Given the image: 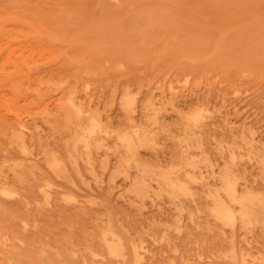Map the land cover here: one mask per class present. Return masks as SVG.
<instances>
[{
	"label": "rangeland",
	"instance_id": "374dc122",
	"mask_svg": "<svg viewBox=\"0 0 264 264\" xmlns=\"http://www.w3.org/2000/svg\"><path fill=\"white\" fill-rule=\"evenodd\" d=\"M153 1L0 0V264H264V0Z\"/></svg>",
	"mask_w": 264,
	"mask_h": 264
},
{
	"label": "bare ground",
	"instance_id": "6f19581e",
	"mask_svg": "<svg viewBox=\"0 0 264 264\" xmlns=\"http://www.w3.org/2000/svg\"><path fill=\"white\" fill-rule=\"evenodd\" d=\"M14 1H15V0H14ZM127 1H128V0H127ZM151 1H153V0H150V2H151ZM19 2H20V1H19ZM130 2H131V1H130ZM130 2H129V3H130ZM139 2H140V0H139ZM139 2H138V3H139ZM150 2H149V3H150ZM154 2H155V1H153L152 4H154ZM12 3H13V2H12ZM12 3H11V4H12ZM14 3H15V2H14ZM131 3H132V2H131ZM136 3H137V1H136ZM149 3H148V4H149ZM22 4H23V3H22ZM156 4H157V2H156ZM158 4H160V3H158ZM16 5H17V4H16ZM129 5H130V7L132 6V4H129ZM129 5H127L126 7H128ZM14 6H15V5H14ZM97 6H98V5H97ZM135 6H137V8H138V5H137V4H136ZM139 7H140V5H139ZM146 7H147V6H146ZM19 8H20V7H19ZM135 8H136V7H135ZM15 9H16V8H15ZM25 9H26V7H25ZM145 9H146V8H145ZM150 9H151V8H150ZM152 9H153V8H152ZM10 10H13V7H12V9L10 8L9 11H10ZM20 10H21V9H20ZM20 10H17V12L20 11ZM14 12H15V11H14ZM20 13H21V12H20ZM14 15H15V14H14ZM22 15H23V14H22ZM24 16H25V14H24ZM68 16H69V14H68ZM14 17H15V16H14ZM14 17H12V20H13ZM17 17H18L19 19H21L19 16H17ZM21 17H22V16H21ZM16 19H17V18H16ZM23 19L26 20V18H24V17H23ZM24 20H23L22 23L25 22ZM15 21H17V20H15ZM15 21H14V22H15ZM65 21H66V20H65ZM18 23H21V22L19 21ZM16 24H17V22H16ZM86 24H87V23H86ZM23 25H24V24H23ZM16 26H17V25H16ZM18 26H19V25H18ZM18 26H17V27H18ZM88 26H89V25H88ZM27 27H28V26H27ZM23 29H24V28H22L21 30H23ZM18 30H19V29H18ZM18 30H17V29H16V30L13 29V31H15V32L18 31ZM15 32H14V33H15ZM16 34H17V33H16ZM18 35H19V34H18ZM15 36L17 37V35H15ZM21 37H22V36H21ZM49 38H50V37H49ZM53 40H54V39H53ZM62 40H63V39H62ZM12 41H14V40H12ZM64 41H65V39H64ZM51 42H52V41H51ZM74 42H75V41H74ZM89 44H90V43H89ZM98 46H99V45H98ZM11 51H12V52H15V51H13V50H11ZM9 52H10V51H9ZM15 54H16V53H15ZM190 54H193V53H191V51H190L189 56H190ZM10 55H12V54H10ZM80 55H81V54H80ZM82 55H84V52H83ZM12 56H14V55H12ZM76 56H78V55H76ZM71 57H72V56H71ZM71 57H70V58H71ZM74 57H75V56H74ZM191 57H192V56H191ZM75 58H77V57H75ZM85 58H87V57H85ZM189 58H190V57H189ZM192 58H193V57H192ZM8 59H9V58H8ZM68 59H69V58H68ZM80 59H81V58H80ZM80 59L77 58V62H78V60H80ZM87 59H88V58H87ZM190 59H191V58H190ZM196 59H199V58H196ZM72 60H73V59H72ZM74 60H75V63H76V59H74ZM194 60H195V59H194ZM80 61H81V60H80ZM191 61H193V59H192ZM82 62H85V61H82ZM82 62H81V63H82ZM104 62H105V61H104ZM67 63H71V62H67ZM85 64H86V63H85ZM85 64H83V66H86ZM88 64H89V63H88ZM14 65H15V64H14ZM16 65H18V64L16 63ZM77 65L79 66V63H78ZM77 65H76V69L78 68ZM73 66H74V65H73ZM31 67H32V66H31ZM81 68H82V66H81ZM84 68H85V67H84ZM119 68H120V67H119ZM74 69H75V68H74ZM15 70H16V69H15ZM81 70H84V69L82 68ZM85 70H86V69H85ZM85 70H84V71H85ZM75 71H76V70H75ZM92 74H93V73H92ZM94 75H95V74H94ZM74 76H75V75H74ZM76 77H77V76H76ZM76 77H75V79H76ZM69 79H70V78H69ZM61 81H62V80H61ZM76 81H77V80H75V82H76ZM65 82H66V81H65ZM68 82H69V81H68ZM40 83H41V82H40ZM61 83H62V82H61ZM37 84L40 85L39 83H37ZM37 84H36V85H37ZM58 84L60 85V83H58ZM41 85H42V84H41ZM63 85H64V84H63ZM85 85H86V84H85ZM53 86H54V85H53ZM38 87H39V86H38ZM68 87H69V86H68ZM73 87H75V86L73 85ZM70 88H71V86H70ZM40 89H41V88H40ZM46 89H47V88H46ZM71 89H72V88H71ZM86 89H88V86H87V88H85V90H86ZM44 90H45V89H44ZM44 90H43L42 92H41V90H39V91H40L41 93H44ZM73 91H75L74 88H73ZM40 92H39V93H40ZM46 92H47V91H46ZM69 92H70V91H69ZM69 92H68V93H69ZM125 92H126V91H125ZM37 93H38V91H37ZM39 93H38V94H39ZM72 93H73V92H72ZM75 94H76V93H75ZM42 95H43V94H42ZM67 95H69V94H67ZM126 95H127V94H126ZM72 96H73V95H72ZM127 96H128V95H127ZM70 97H71V96H70ZM123 97H125V95H124ZM62 98L64 99L63 96H62ZM75 98H77V97H75ZM130 98H131V97H130ZM130 98H129V99H130ZM69 99H71V98H69ZM69 99H68V100H69ZM89 99H90V98H89ZM125 99H127V98L125 97ZM61 100H62V99H61ZM66 100H67V99H66ZM66 100L64 101V103L66 102ZM70 101H71V100H70ZM122 101H123V100H122ZM122 101H120V103H121ZM128 101H131V100H128ZM128 101L126 100V102H128ZM126 102L124 101L123 103H126ZM67 103H68V101H67ZM77 103H78V102H77ZM79 103H80V102H79ZM150 103H151V102H150ZM68 104H69V103H68ZM128 104H131V103L129 102ZM128 104H125L124 106H126V105L128 106ZM148 104H149V103H148ZM57 105H58V104H57ZM61 105H62V104H61ZM121 105H122V104H121ZM142 106H143V105H142ZM148 106H149V105H148ZM148 106H147V107H148ZM152 107H153V106H152ZM60 108H61V106H60ZM60 108H59V110H60ZM70 108L72 109V110H71V113L74 115V118L79 117V115H80V113H81L82 111H81L80 109H77V108L74 106V104H72V102H71V104L68 105V107H67L66 109L68 110V109H70ZM129 108H130V107H129ZM129 108H128V109L126 108L127 111L130 110ZM149 108H150V107H149ZM17 109H19V108H17ZM20 109H21V108H20ZM126 109H125V112H126ZM144 109H146V107H145ZM155 109H156V108H155ZM155 109H154V107H153L152 112L155 113V111H153V110H155ZM157 109H158V108H157ZM46 110H47V109H46ZM59 110H58V111H59ZM122 110H123V109H122ZM141 110H143V109H141ZM150 110H151V109H150ZM150 110H148V112H149ZM56 111H57V110H56ZM65 111H66V110H65ZM80 111H81V112H80ZM143 111H144V110H143ZM144 112H145V111H144ZM178 112H179V111H178ZM126 113H127V112H126ZM154 113H153V115H154ZM58 114H59V113L54 114L55 117L59 116ZM66 114H67V113H66ZM150 114H151V113H150ZM157 114H158V113L156 112L155 115H157ZM67 115H70V111H69V113H68ZM67 115H66V117H67ZM141 115H142V113H141ZM148 115H149V114H148ZM151 115H152V114H151ZM151 115H149V116H151ZM155 115H154V116H151L152 118L154 117L153 119H150L149 117H147V118H149V119H147V120H148V121H151V120L156 121L155 123L158 125L157 120H155V119H156V118H155V117H156ZM18 116H19V115H18ZM89 116H90V115H89ZM59 117H61V115H60ZM158 117H159V116H157V118H158ZM18 118H19V117H18ZM67 118H68V117H67ZM67 118H66V119H67ZM72 118H73V117H72ZM72 118H71V119H72ZM91 118H92V117H91ZM56 119H57V118H56ZM61 119H62V118H61ZM63 119H65V118L63 117ZM67 120H68V119H67ZM69 120H70V119H69ZM130 120H131V119H130ZM130 120H129V121H130ZM184 120H186V119H184ZM189 120H190V119H189ZM193 120H194V119H193ZM193 120H191V121H193ZM55 121H56V120H55ZM57 121H58V120H57ZM61 121H62V120H61ZM88 121H89V117H88V119H87V122H88ZM127 121H128V120H127ZM129 121H128V122H129ZM148 121H147V122H148ZM58 122H59V121H58ZM66 122H67V121L65 120V124H66ZM131 122H133V121H131ZM189 122H190V121H189ZM194 122H195V121H194ZM60 123H61V122H60ZM153 123H154V122H153ZM187 123H188V122H187ZM69 124H70V123H69ZM75 124H76V123H75ZM75 124H74V125H75ZM176 124H177V122H176ZM182 124H183V123H182ZM150 125H151V123H150ZM152 125H155V124H152ZM184 125L186 126L187 124L185 123ZM184 125H183V127H184ZM191 125H193V124H191ZM198 125H199V123H198ZM19 126H20V125H19ZM19 126H18V127H19ZM50 126H51V125H50ZM63 126H64V128H66L65 125H63ZM63 126H62V127H63ZM76 126L78 127V124H77ZM135 126H136V125H135ZM135 126H134V127H135ZM148 126H149V125H148ZM173 126H174V125H173ZM52 127H53V126H52ZM52 127H51V128H52ZM68 127H69V126H68ZM144 127L147 128L146 124H145ZM149 127H150V126H149ZM186 127L188 128V126H186ZM186 127H185V128H186ZM129 128H130V127H129ZM131 128L133 129L132 132H131V136L126 135V134H125L126 136H125V135H124V136H120V135H118V136H119V142L121 141L122 145H123L124 148H125V151H126L127 154H128V157H127L126 161H128V159H130V160H133V161H135V162L137 163V160H138V159H136V150H137V148H139V147L141 148V147H143V146H147V145H151V144H153L154 142H153V137H152V136H153V133L156 132V131L154 130V132H151L152 130L149 131V130H147V129H146V130H144V129H143V130H141V129H140V130H138V129L136 130L135 128H133V126H131ZM139 128H140V127H139ZM185 128L183 129L184 132H186L185 130L187 129V128H186V129H185ZM55 129L57 130V128H55ZM98 129H100L99 122H98L97 120H95L94 118L90 119V130L88 131V135H86V137H85L84 135H82V136H84V137H82V140L80 141V142L83 143V147H87L88 145H90V140H88L87 137L90 135V133H92V132H94L95 130H98ZM106 129H107V128H105L104 130H106ZM110 129H111V128H110ZM110 129H109V130H110ZM127 129H128V128H127ZM72 130H73V129H72ZM84 130H85V129H84ZM125 130H126V129H125ZM166 130H167V129H166ZM189 130H190V129H189ZM7 131H8V130H7ZM10 131H11V130H10ZM58 131H59V130H58ZM75 131H76V130H75ZM75 131H74V133H75ZM117 131H118V130H117ZM2 132H3V131H2ZM68 132H69V131H68ZM82 132H83V131H82ZM182 132H183V131H182ZM7 133H8V132H7ZM101 133H102V132H101ZM110 133H111V132H110ZM123 133H124V132H123ZM126 133H127V132H126ZM129 133H130V132H129ZM129 133H127V134H129ZM62 134H63V133H62ZM67 134H68V133H67ZM80 134H81V133H80ZM84 134H85V133H84ZM115 134H116V133H115ZM121 134H122V133H121ZM187 134H188V132H187ZM192 134H193V133H192ZM106 135H107V134H106ZM109 135H110V134H109ZM185 135H186V133H185ZM196 135H197V133H196ZM63 136H64V135H63ZM76 136H77V139L79 140L78 135H75V136H73V137H76ZM118 136H117V137H118ZM155 136H156V134H155ZM187 136H188V135H187ZM193 136H195V135H193ZM193 136L191 135V137H193ZM251 136H252V135H251ZM156 137H157V136H156ZM156 137H155V138H156ZM69 138H71V135H70ZM63 139H64V138H63ZM66 139H67V137H66ZM183 139L186 140L187 137L185 136V138H183ZM196 139H197V138H196ZM64 140H65V139H64ZM117 140H118V139H117ZM188 140H189V139H188ZM198 140H199V139H198ZM76 141H77L76 138H74L73 142L75 143ZM155 141H156V140H155ZM191 141H192V140H191ZM195 141H196V140L194 139V142H195ZM252 141H253V140H252ZM80 142H79V143H80ZM98 142H99V141H98ZM152 142H153V143H152ZM183 142H184V141L180 142L179 144H181V143H183ZM196 142H197V141H196ZM199 142H200V141H199ZM82 143H81V144H82ZM155 143H157V142H155ZM184 143H185V142H184ZM66 144H67V143H66ZM197 144H198V143H197ZM181 145H182V144H181ZM190 145H191V144H190ZM64 146H65V145H64ZM187 146H188V145L186 144V147H187ZM195 146H197V145H195ZM83 147H82V148H83ZM150 147L152 148V146H150ZM154 147H156V144H155ZM197 147H198V146H197ZM199 147H200V144H199ZM173 148H174V147H173ZM180 148H181V147H180ZM143 150H144V149H143ZM152 150H154V149L152 148ZM21 151H22V149H21ZM23 151H25V150L23 149ZM73 151H74V150H73ZM182 151H183V150H182ZM92 152H93V151H92ZM139 153H140V152H139ZM182 153H183V152H182ZM182 153H181V154H182ZM186 153H187V152H186ZM186 153H185V154H186ZM23 154H25V153H23ZM49 154H50V153H49ZM51 154H52V153H51ZM85 154H86V153H85ZM231 154H232V153H231ZM169 155H170V154H169ZM175 155H176V154H175V152H174V156H175ZM177 155H178V154H177ZM177 155H176V157H177ZM50 156H51V155H50ZM86 156H87V155H86ZM120 156H122V155H120ZM124 156H125V155H124ZM179 156H181V155L179 154ZM179 156H178V158H180ZM44 157H45V156H44ZM52 157H54V156L52 155ZM52 157H51V158H52ZM185 157H187V156H185ZM181 158H182V157H181ZM183 158H184V157H183ZM121 159L124 160V157L121 158ZM184 159H185V158H184ZM189 159H190V158H189ZM123 160H122V162H123ZM175 160H177V159H175ZM179 160H180V159H179ZM185 160H188V159L186 158ZM52 161H53V160H52ZM69 161H70V160H69ZM126 161H125V162H126ZM140 161H141V160H140ZM180 161H181V160H180ZM190 161H191V160H190ZM190 161H189V162H190ZM204 161H205V159L203 160V162H204ZM187 162H188V161H187ZM206 162H207V161H206ZM206 162H205V163H206ZM120 163H121V162H120ZM180 163H182V162H180ZM198 163H199V162H197V164H198ZM13 164H15V163H13ZM49 164H50V163H49ZM51 164H53V163H51ZM133 164H135V163L133 162ZM175 164H176V163H175ZM178 164H179V163H178ZM178 164H177V165H178ZM53 165H54V164H53ZM53 165H52V167H55V166H53ZM88 165H89V164H88ZM128 165H130V164H129V161H128ZM137 165H138V164H137ZM184 165H185V164H184ZM188 165H189V164H187V165H185V166H188ZM47 166H48V165H47ZM122 166H123V165H122ZM143 166H144V165H143ZM205 166H207V165L204 164V167H205ZM11 167H12V166H11ZM17 167H18V166H17ZM59 167H60V166H59ZM123 167H124V166H123ZM141 167H142V166H141ZM153 167H155V166H153ZM158 167H159V166H158ZM170 167H171V166H170ZM180 167H181V166H180ZM189 167H192V166H189ZM48 168L51 169V167H48ZM118 168H119V167H118ZM155 168H156V167H155ZM168 168H169V167H168ZM173 168H174V167H173ZM209 168H210V167H209ZM88 169H89V168H88ZM136 169H137V168H136ZM54 170H56V169H54ZM86 170H87V169H86ZM138 170H139V169H138ZM163 170L165 171V169H163ZM168 170L170 171V169H168ZM168 170H167V171H168ZM180 170H182V169H180ZM180 170H179V171H180ZM227 170H228V169H227ZM52 171H53V170H52ZM142 171H143V173H146V174H148L147 172H149V173H150V175H149L150 177H151V176H158V177H159V175H160L159 178H160V179L163 178L162 180H163V183H164V184H168V186H169L170 188H172V189H174V186H175V187L177 186V188H179L178 183H177V184L175 183V185H174L171 181L168 180L169 175H168L167 173H166V174H167L168 176H164V175L160 174V173H165V172L155 173V172H156L155 170L152 171V170L145 169V168H143V169L141 170V172H142ZM167 171H166V172H167ZM174 171H175V170H174ZM176 171H177V170H176ZM183 171H184V170H183ZM230 171H231V170H230ZM57 172H58V171H57ZM139 172H140V171H139ZM185 172H186V171H185ZM230 173H231V172H230ZM140 174H141V173H140ZM169 174H170V173H169ZM54 175H55V174H54ZM171 175H172V174H171ZM223 175H224V174H223ZM56 176H57V175H56ZM147 176H148V175H147ZM174 176H175V175H174ZM226 176H227V173H226ZM57 177H58V176H57ZM183 177H186V176H183ZM218 177H219V176H218ZM222 177H223V176H222ZM222 177H221L220 179H222ZM19 178H20V177H19ZM135 178H138V177H135ZM139 178H141V177H139ZM175 178H176V177H175ZM20 179H21V178H20ZM151 179H152V177H151ZM151 179H150V180H151ZM190 179H191V178H190ZM22 180H23V179H22ZM135 180H138V179H135ZM154 180H156V178H154ZM180 180L183 181V180L181 179V177H180ZM186 180H187V179H186ZM222 180H224V179H222ZM18 181H19V180H18ZM138 181H139V180H138ZM146 181H147V180H146ZM157 181H159V180H157ZM234 181H236V179H235ZM19 182H21V181H19ZM152 182H153V181H152ZM179 182H180V181H179ZM184 182H185V181H184ZM225 182H227V181L225 180ZM154 183L156 184V182H154ZM222 183H224V181H223ZM148 184H149V183H148ZM159 184H160V183L158 182L157 185H159ZM185 184H186V182H185ZM138 185H139V182H138ZM140 185H141V184H140ZM146 185H147V184H146ZM151 185H152V184H151ZM160 185H161V184H160ZM183 185H184V184H183ZM183 185H182V187H183ZM220 185H221V184H220ZM224 185H225V184H224ZM45 186H46V185H45ZM149 186H150V185H149ZM163 186H166V185H163ZM163 186H162V187H163ZM180 186H181V185H180ZM157 187H158V186H156L155 189H156ZM220 187H221V186H220ZM1 188H3V187H1ZM38 188H40V186H39ZM38 188H36V189H38ZM41 188H42V187H41ZM43 188H44V187H43ZM151 188H152V187H151ZM159 188H160V186L158 187V189H159ZM167 188H168V187H167ZM177 188H176V190H177ZM218 188H219V187H218ZM221 188H222V187H221ZM160 189H161V188H160ZM160 189H159V191H160ZM172 189H171V190H172ZM225 189H226V190H227V189L229 190V189H231V188L228 187V188H225ZM0 190H2V189H0ZM150 190H151V189H150ZM152 190H154V189H152ZM156 190H157V189H156ZM162 190H163V188H162ZM162 190H161V191H162ZM164 190H165V189H164ZM218 190H219V189H218ZM218 190H217V191H218ZM221 190H222L223 192H225V194H228V196H229V198H230V200H231L232 202L235 200V197H238V196H235V197H234L233 192H232V191H233L232 189H231L232 191L230 190L231 192H229V193H227V192L224 191L223 189H220L219 191H221ZM3 191H5V190L3 189ZM6 191L8 192V189H7ZM40 191L43 192L42 190H40ZM137 191H138V190H137ZM161 191H160V192H161ZM174 191H175V190H174ZM174 191H173V192H174ZM219 191H218V192H219ZM1 192H2V191H1ZM9 192H11V191H9ZM44 192H45V191H44ZM134 192H136V191H134ZM138 192H139V191H138ZM143 192H144V191H143ZM143 192H142V194H143ZM160 192H159V193H160ZM162 192H163V191H162ZM165 192H167V190H165ZM183 192H184V191H183ZM237 192H238V191H237ZM152 193H153V192H152ZM11 194H12V193H11ZM40 194H41V193H40ZM46 194H47V193H46ZM157 194H158V193H157ZM169 194H170V193H169ZM172 194H173V193H172ZM174 194H175V192H174ZM185 194H186V193H185ZM9 195H10V194H9ZM223 195H224V194H223ZM12 196H13V195H12ZM12 196H11V197H12ZM43 196H44V195H43ZM177 196H178V195H177ZM179 196H180V195H179ZM226 196H227V195H226ZM59 197H60V195H59ZM221 197H222V196H221ZM6 198H7V197H6ZM8 198H10V197H8ZM174 198H175V196H174ZM178 198H179V197H178ZM216 198H217V197H216ZM238 198H239V197H238ZM251 198H252V197H251ZM170 199H172V196H170ZM245 199H246V198H245ZM248 199H249V198H248ZM34 200H35V199H34ZM42 200H43V198H42ZM228 200H229V199H228ZM230 200H229V201H230ZM242 200H244V198H242L240 201H242ZM66 201H67V199H66ZM214 201H216V200H213V202H214ZM229 201H228V202H229ZM238 201H239V199H238ZM245 201H246V200H245ZM216 202H217V201H216ZM235 202H236V201H235ZM235 202H234V203H235ZM219 203H220V202H219ZM221 203H222V202H221ZM229 203H230V202H229ZM236 203H237V202H236ZM238 203H239V202H238ZM241 203H242V202H241ZM213 204H216V203H213ZM222 204H223V203H222ZM227 204H228V203H227ZM230 204H231V203H230ZM220 206H221V204H220ZM240 206H242V205H240ZM18 207H19V206H18ZM177 207H178V206H177ZM228 207H229V206H228ZM23 209H25V207H24ZM23 209H22V210H23ZM178 209H179V208H178ZM18 210H21V209H18ZM179 210H180V209H179ZM234 210H235V209H234ZM238 210H239V209H238ZM23 211H24V210H23ZM23 211H22V212H23ZM212 211H214V210H212ZM226 211H227V210H226ZM242 211H243V210H242ZM253 211H254V209H253ZM20 212H21V211H20ZM20 212H19V213H20ZM22 212H21V213H22ZM25 212H26V211H25ZM25 212H24V215H25ZM236 212H237V211H236ZM215 213H216V212H215ZM231 214H232V213H231ZM231 214H230V216H231ZM235 214H236V213H235ZM242 214H243V213H242ZM24 215H23V216H24ZM237 215H239V214H237ZM26 216H27V214H26ZM243 216H244V215H243ZM21 218H22V217H21ZM27 218H28V217H27ZM230 218H231V217H230ZM245 218H246V217H245ZM2 219H3V218H2ZM23 219H24V217H23ZM25 219H26V218H25ZM231 219H233V218H231ZM3 220H5V219H3ZM223 220H224V219H223ZM236 220H237V219H236ZM247 220H248V219H247ZM22 221H23V220H22ZM22 221H21V224H22ZM19 222H20V221H19ZM25 222H26V221H25ZM236 223H237V222H236ZM106 224H107V222H106ZM23 225H24V224H23ZM23 225H22V226H23ZM243 225H244V224H243ZM105 226H106V225H105ZM107 227H108V226H107ZM107 227H105V228H107ZM23 228H25V227L23 226ZM23 228H22V230H23ZM104 231H106V230L104 229ZM5 232H6V231H5ZM101 233H102V232H101ZM5 234H6V233H5ZM11 234H12V232H11ZM11 234H10V235H11ZM103 234H104V233H103ZM103 234H102V235H103ZM111 234H112V233H111ZM3 235H4V234H3ZM12 235H13V234H12ZM12 235H11V236H12ZM96 235H97V234H96ZM100 235H101V234H100ZM14 236H16V235H14ZM0 237H1V235H0ZM9 237H10V236H9ZM110 237H111V236H110ZM110 237H109V238H110ZM7 238H8V237H7ZM12 238H13V237H12ZM12 238H11V239H12ZM62 238H63V237H62ZM64 238H65V237H64ZM118 238H119V237H118ZM0 239H1V238H0ZM2 239H4V236H3ZM96 239H97V238H96ZM115 239H116V237H115ZM6 240H7V239H6ZM13 240H14V239H13ZM15 240H16V239H15ZM60 240H61V238H60ZM60 240H59V243H61ZM61 241H63V240H61ZM64 241H65V239H64ZM66 241H67V240H66ZM68 241H69V240H68ZM101 241H102V243H103V245H104L106 251H108V252L111 253V254H113V252H115V249L111 246V244L113 245L114 243H116L117 240H116L115 242H113L114 240H112V239H108L105 235H103L102 238H101ZM124 241H125V240H124ZM6 242H7V241H6ZM18 243H19V242H18ZM67 243H68V242H67ZM117 243H118V241H117ZM119 243H120V241H119ZM128 243H129V242H128ZM57 244H58V242H57ZM133 244H134V243L132 242V245H133ZM0 245H1V244H0ZM2 245H3V242H2ZM9 245H10V244H9ZM47 245H48V244H46V246H47ZM58 245H60V244H58ZM90 245H91V244H90ZM90 245H89V249H90V247H91ZM114 245L116 246L117 244H114ZM114 245H113V246H114ZM3 246H4V245H3ZM46 246H45V248H46ZM50 246H51V245H50ZM61 246H62V244H61ZM63 246H64V245H63ZM63 246H62V247H63ZM85 246H86V245H85ZM47 247H48V246H47ZM62 247H61V248H62ZM86 247H87V246H86ZM120 247H122V246H120ZM125 247H126V246H125ZM5 248H6V246H5ZM7 248H8V246H7ZM130 248H131V247H130ZM14 249H15V248H14ZM16 249H17V248H16ZM83 249H84V248H83ZM120 249H121V248H120ZM120 249H119V251L122 252L123 250H120ZM4 250H5V249H4ZM4 250H2L3 253H4ZM54 250H55V249H54ZM54 250H53V251H54ZM91 250H92V249H91ZM130 250H131V249H129V251H130ZM8 251H10V250H8ZM48 251H49V250H48ZM56 251H57V250H56ZM56 251H55V252H56ZM85 251H86V250H85ZM131 251H132V250H131ZM5 252H7V251L5 250ZM40 252H41V254L43 253L42 251H40ZM46 252H47V251H46ZM60 252H62V251H60ZM91 252H93V251H91ZM91 252H90V253H91ZM127 252H128V251H127ZM136 252H137V251H136ZM1 253H2V252H1ZM1 253H0V255H1ZM14 253H15V252H14ZM57 253H58V252H57ZM67 253H68V252H67ZM70 253H71V252H70ZM115 253H116V252H115ZM128 253H130V252H128ZM4 254H5V253H4ZM10 254H11V253H10ZM59 254H60V253H59ZM64 254H65V253H64ZM73 254H74V253H73ZM73 254H72V256H74ZM101 254H102V253H101ZM111 254H110V255H111ZM5 255H6V254H5ZM61 255H63V254H61ZM107 255H108V253H107ZM127 255H128V254H127ZM138 255H139V253H138ZM2 256H4V255H2ZM2 256H0V257H2ZM7 256H8V255H7ZM18 256H19V255H18ZM33 256H36V255H33ZM53 256H54V255H53ZM59 256H60V255H59ZM70 256H71V254H70L68 257L70 258ZM72 256H71V257H72ZM93 256H94V254H93ZM121 256H122V255H121ZM5 257H6V256H5ZM9 257H10V255L8 256V259H9ZM12 257H13V260L16 262V259H15L16 257L14 258L13 255H12ZM12 257H10V258L12 259ZM114 257H115V256H114ZM116 257H117V256H116ZM118 257H119V256H118ZM44 258H45V257H44ZM64 258H65V257H64ZM104 258H105V257H104ZM121 258H122V257H121ZM123 258H124V257H123ZM123 258H122V259H123ZM128 258H129V257H128ZM136 258H137V257H136ZM233 258H234V255H233ZM1 259H2V258H1ZM6 259H7V258H6ZM8 259H7V261H10V260H8ZM65 259H66V258H65ZM73 259H74V258H73ZM236 259H237V258H236ZM3 260H5V258H4ZM21 260H22V259H21ZM61 260H63V259H61ZM67 260H68V259H67ZM128 260H129V259H128ZM132 260H133V257H132ZM17 261H19V260H17ZM37 261H38V260H37ZM48 261H50V260H48ZM69 261H70V260H69ZM232 261H233V260H232ZM1 262H2V261H1ZM63 262H64V260H63ZM63 262H62V263H63ZM66 262L69 263L68 261H66ZM66 262H65V263H66ZM70 262H71V261H70ZM121 262H122V261H121ZM124 262H125V261H124ZM16 263H17V262H16ZM36 263L38 264L39 262H36ZM53 263H54V262H52V264H53ZM232 263H234V262H232ZM2 264H3V262H2ZM18 264H19V263H18ZM49 264H50V263H49ZM58 264H59V262H58ZM63 264H64V263H63ZM69 264H70V263H69ZM235 264H236V263H235Z\"/></svg>",
	"mask_w": 264,
	"mask_h": 264
}]
</instances>
